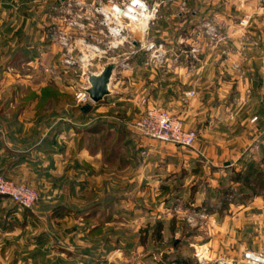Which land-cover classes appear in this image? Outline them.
I'll list each match as a JSON object with an SVG mask.
<instances>
[{"label":"rangeland","instance_id":"rangeland-1","mask_svg":"<svg viewBox=\"0 0 264 264\" xmlns=\"http://www.w3.org/2000/svg\"><path fill=\"white\" fill-rule=\"evenodd\" d=\"M68 1L0 4V139L25 148L41 141L34 155L43 163L48 153L49 165L35 162L22 178L0 173L37 195L29 210L0 195V264H120L116 255L126 264H200V247L209 264H238L249 251L241 248L249 234L243 228L260 234L264 227V201L254 198L264 196V174L257 168L250 183L232 181L231 88L212 108L207 132L195 120L206 111L184 117L177 111L190 101L171 104L167 96L175 79L183 95L189 66L194 80L217 71L231 85L233 55L246 58L248 44L253 54L264 50V37H251L264 35V0L254 13L245 8L252 0H144L154 13L146 31L126 21L127 40L92 61L90 70L98 71L123 59L115 88L121 96L106 104L78 98L89 72L64 64L62 40L82 57L91 51L81 40L105 51L110 39L98 22L73 27ZM150 44H163V59ZM152 106L196 131L194 146L138 133L132 124ZM96 124L105 125L93 130ZM87 251L94 260L82 263Z\"/></svg>","mask_w":264,"mask_h":264},{"label":"crops","instance_id":"crops-1","mask_svg":"<svg viewBox=\"0 0 264 264\" xmlns=\"http://www.w3.org/2000/svg\"><path fill=\"white\" fill-rule=\"evenodd\" d=\"M24 0H0V4L2 2H7V4H13L17 6L21 4ZM259 3L257 0H252L251 4L248 3L245 8H248V11L251 10L253 13L259 9ZM255 14H261L257 12ZM259 17V16H258ZM260 18V17H259ZM251 37L256 40V38H263L264 35L259 33H252ZM264 49V48H263ZM247 50V57H243V59H239L240 57L234 56L233 65H234V77L230 82L224 84L221 80L217 71L212 74V79L206 77V74L200 77V81L194 80L191 75V67H187V70L184 74L182 92L183 95H180L176 89V85L178 84L177 79H175V83H172L173 91L169 96H167V101L171 104H178L184 101H190V104L187 107L180 108L177 111V114L186 116H192V114H204L206 111V115H199V117H195L196 122H198V127L205 130V132L211 129V124L213 125L215 116L212 115L215 110L214 105H221L224 93L225 95L229 92L228 86H230V98L232 101V159L229 166L232 167L233 177L232 181L239 184L245 183V175H248V180L254 179V168L260 167L264 170V50L258 49L255 53H252L251 45L248 44V47L245 48ZM259 50H261L262 59H259L256 55L260 54ZM257 53V54H256ZM261 56V55H260ZM256 60L260 61V65H258ZM191 60H189L190 62ZM263 62V63H262ZM244 67L245 69H243ZM247 67V69H246ZM247 71V73H246ZM240 72H244L245 75L240 76ZM210 76V75H209ZM214 77V79H213ZM117 79H118V69L116 71V75L112 81V89L116 91L115 94L108 96L103 104L109 103V99L112 100L116 98H120L121 92L115 88H117ZM188 91L195 92L193 97H186V93ZM182 96V100H181ZM111 103V101H110ZM199 104V107L196 105ZM209 105H213V107H209ZM246 108L243 110V107ZM195 107V108H194ZM209 108V109H208ZM211 108V109H210ZM203 109H205L203 111ZM243 110V111H242ZM242 111V112H241ZM199 120V121H197ZM105 124H103L104 126ZM103 126L100 125L102 128ZM98 128L96 130H99ZM63 134L61 130H58V134ZM12 140L8 139H0V173H6L9 176L22 178L20 175L23 171L26 172L27 169L35 166V162H39L45 166L47 161V154H44L43 163L39 159L36 160L34 155L35 151L41 149V141L38 145L32 148L18 147ZM47 152V151H46ZM45 162V163H44ZM39 164V165H40ZM29 171V170H28ZM25 178V177H24ZM247 182V181H246ZM250 183V181L248 182ZM251 194L248 195V197ZM256 202L264 201V196H254ZM260 200V201H259ZM264 216V207L260 212ZM243 225H241V228ZM254 226H250V228H243L249 230L248 239L246 242H243L241 245L242 250L249 249V251H259L262 246H264V227L260 234L251 230ZM246 230V231H247ZM254 234V235H253ZM248 252V251H247ZM81 262L91 263L94 259L90 258L89 252L81 254ZM86 256V257H84ZM245 256V255H244ZM88 258V259H85ZM93 258V257H92ZM238 264H253L249 263L245 257H240L237 259Z\"/></svg>","mask_w":264,"mask_h":264},{"label":"built area","instance_id":"built-area-1","mask_svg":"<svg viewBox=\"0 0 264 264\" xmlns=\"http://www.w3.org/2000/svg\"><path fill=\"white\" fill-rule=\"evenodd\" d=\"M66 7H73L75 9V16L69 18L73 27L86 29L87 21L95 24L98 22L105 28L107 31L106 36L110 39L105 51L97 45L86 43L85 39L81 40V43L91 53L82 57H76L74 55L75 47L68 48L69 43H71L70 39L67 37L63 38L64 40L62 42L67 49V53L63 52L64 57H67L63 60L64 64L76 67L77 70L82 69L84 75H87V72H96L90 69L93 65L92 61L97 56L100 57V55L106 54L112 48L117 49L127 40L126 21H129V25L131 24L136 28L139 27L146 31V27L144 28V20L148 24L154 15L144 0H96L94 2L89 0H70ZM249 20L250 17H246L242 19L241 24L247 25ZM153 47L158 48L156 58L163 59L166 54L163 51V44L159 46H156V44L149 45V48ZM193 95V91L187 92V96ZM78 98L85 102L90 101L86 92L79 93ZM132 125L138 133L144 136L163 142H170L182 147L194 146L198 137L196 131L185 127L184 121L179 116L173 114L168 109L158 106L149 107ZM0 195L10 197L25 209H33L37 201V195L28 185L15 183L1 177ZM244 257L249 263L264 264V246L259 251L246 252ZM198 260L200 264H209L212 261L207 248L200 247L198 249ZM219 264L232 263L221 260Z\"/></svg>","mask_w":264,"mask_h":264},{"label":"water","instance_id":"water-1","mask_svg":"<svg viewBox=\"0 0 264 264\" xmlns=\"http://www.w3.org/2000/svg\"><path fill=\"white\" fill-rule=\"evenodd\" d=\"M122 61L123 59H116L114 61L104 62L101 69L93 73H88L87 85L82 89L87 93L91 102L100 104L104 102L108 96L116 93V91L112 89V81ZM88 106H90V104ZM251 257L254 258L252 255ZM114 261L120 264L128 263L119 255L114 257Z\"/></svg>","mask_w":264,"mask_h":264},{"label":"trees","instance_id":"trees-1","mask_svg":"<svg viewBox=\"0 0 264 264\" xmlns=\"http://www.w3.org/2000/svg\"><path fill=\"white\" fill-rule=\"evenodd\" d=\"M86 109V111H88V112H90L91 110H92V106H89V107H87V108H85ZM94 126V125H93ZM98 128H101L100 127V125L99 124H96V126L93 128V130H96V129H98ZM257 168H260V167H257ZM257 168H254V173H255V170L257 169ZM260 173L261 174H264V170L263 169H261L260 168ZM248 175H245V179H244V181L246 182L247 180H248ZM247 183H248V181H247ZM27 210H29V209H27ZM178 262H179V260H178Z\"/></svg>","mask_w":264,"mask_h":264}]
</instances>
